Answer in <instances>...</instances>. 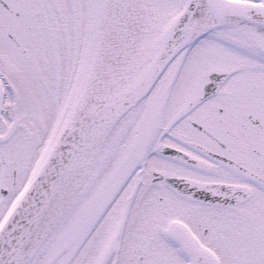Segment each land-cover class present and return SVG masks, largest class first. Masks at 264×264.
I'll use <instances>...</instances> for the list:
<instances>
[{
	"label": "snow or ice",
	"instance_id": "snow-or-ice-1",
	"mask_svg": "<svg viewBox=\"0 0 264 264\" xmlns=\"http://www.w3.org/2000/svg\"><path fill=\"white\" fill-rule=\"evenodd\" d=\"M0 264H264V0H0Z\"/></svg>",
	"mask_w": 264,
	"mask_h": 264
}]
</instances>
